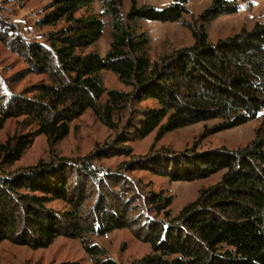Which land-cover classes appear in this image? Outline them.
Segmentation results:
<instances>
[{
  "label": "trees",
  "instance_id": "obj_1",
  "mask_svg": "<svg viewBox=\"0 0 264 264\" xmlns=\"http://www.w3.org/2000/svg\"><path fill=\"white\" fill-rule=\"evenodd\" d=\"M94 1L53 0L38 21L52 27L44 41L1 22L0 40L27 66L0 78V130L17 119L15 132L0 143V165L19 160L36 135L46 136L54 151L88 109L113 130L129 111L127 131L122 139L116 136L118 146L110 143V151L131 159L103 168L94 161L107 154L95 151L79 163L42 161L0 173V244L37 249L66 236L81 240L93 264H118L92 238L129 228L144 231L152 247L130 264H264V117L255 137L236 149L153 152L154 143L150 153L135 158L133 146L120 144L154 130L158 141L175 129L214 119L219 122L203 135L257 119L264 110V22L212 41L208 23L240 8L234 0H212L200 23L192 24V44L152 60L151 37L140 21H184L193 0H171L162 8L133 0L126 14L123 0H102L101 13L90 9ZM103 15L111 18L105 54L91 49L104 34ZM103 70L130 89L107 88ZM29 74L42 77L17 90ZM149 97L158 105L137 106ZM137 167L172 181L223 173L173 213L174 196L130 175ZM55 201L64 208L52 205Z\"/></svg>",
  "mask_w": 264,
  "mask_h": 264
},
{
  "label": "rangeland",
  "instance_id": "obj_2",
  "mask_svg": "<svg viewBox=\"0 0 264 264\" xmlns=\"http://www.w3.org/2000/svg\"><path fill=\"white\" fill-rule=\"evenodd\" d=\"M53 0H0V25L1 22L11 23L14 28L22 32L26 38L31 40L44 41L45 35L51 26H39L38 21L44 15L48 6ZM133 0H123L122 12L126 14ZM140 4L151 3L159 8L170 4L171 0H137ZM212 0H193L188 4L189 12L184 15V21L164 22L161 20L144 18L140 21V29L145 30L151 37L150 55L156 60L160 55L170 52L182 46L190 45L194 41L192 24L200 21L199 16ZM239 5V11L232 14L221 15L207 25L209 39L217 41L228 35L240 31L242 28H251L256 22H264V0H234ZM102 0H96L91 10L101 13ZM105 30L99 41L91 47L96 51L105 54L110 44L111 18L103 15ZM27 63L9 46L0 40V78L11 76L16 71L26 68ZM42 75L29 74L16 84L20 90L31 82L39 80ZM102 77L107 88L129 90L119 77L110 70H103ZM4 82V81H3ZM6 89V88H4ZM150 107L157 106L158 102L152 98H145L139 105ZM133 107V106H132ZM127 115L119 122L117 130L111 129L103 123L93 112L88 109L82 116L72 123L70 133L62 139L51 151L47 138L44 135H36L32 144L24 151L22 157L12 165L1 166L0 173L14 170L20 166L35 165L42 161H66L73 160L80 162L88 154H100L103 151L106 156L95 159L94 163L103 168H116L121 162L130 160L127 154H115L110 151L111 146H118L121 132L127 131ZM264 117V110L257 119L251 120L243 125L210 133L207 129L218 123V119L199 122L196 124L181 127L166 133L158 141L156 140L157 130H154L144 138L121 141L120 144L133 146L135 158L150 153L151 146L155 143L153 152L163 148L184 150L197 148L207 150L226 146L236 149L249 143L256 134V129ZM17 128V119L7 120L3 129L0 130V143L9 135H12ZM123 146V145H122ZM119 152H122L121 150ZM64 158V159H62ZM223 171L212 174L206 178L192 181H172L168 177L159 175L149 168L137 167L130 175L141 178L149 184V188L158 191L163 190L174 196L171 206L172 212L177 213L183 205L194 200L202 188L213 186L221 179ZM72 178L77 174L72 173ZM52 205L64 208L62 201H55ZM145 232L135 234L129 228L116 229L104 236H93L92 240L108 249L110 255L118 264H130L151 251V243L148 241ZM93 264L90 256L85 251L80 239L66 236L58 237L53 244L45 248H32L26 245H18L10 241L0 244V264Z\"/></svg>",
  "mask_w": 264,
  "mask_h": 264
}]
</instances>
